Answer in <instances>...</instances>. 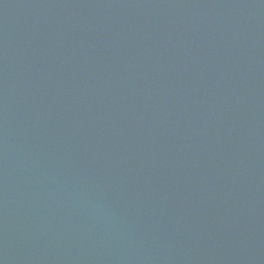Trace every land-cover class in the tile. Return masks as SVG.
<instances>
[{
	"label": "water",
	"instance_id": "95a60500",
	"mask_svg": "<svg viewBox=\"0 0 264 264\" xmlns=\"http://www.w3.org/2000/svg\"><path fill=\"white\" fill-rule=\"evenodd\" d=\"M0 264H264V0H0Z\"/></svg>",
	"mask_w": 264,
	"mask_h": 264
}]
</instances>
